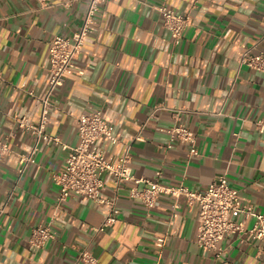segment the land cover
Wrapping results in <instances>:
<instances>
[{
  "label": "crops",
  "instance_id": "1",
  "mask_svg": "<svg viewBox=\"0 0 264 264\" xmlns=\"http://www.w3.org/2000/svg\"><path fill=\"white\" fill-rule=\"evenodd\" d=\"M0 0V264H85L83 249L102 264H264L260 241L230 235L217 258L196 242L198 207L185 197L161 194L151 214L130 195L136 184L116 187L104 177L101 195L120 210L118 221L100 230L111 205L73 195L58 203L52 175L67 151L41 142L19 177L20 156L34 145L16 118L38 122L49 89V44L81 25L87 0ZM166 4L190 17L174 44L157 9ZM264 53V0H107L76 63L83 74L67 76L50 95L46 131L62 143L79 141L78 117L101 109L118 142L98 140L106 158L126 153L137 177L203 191L226 173L254 210L264 214V72L240 66L243 52ZM182 122L196 135L191 145H170L167 129ZM137 137H139L137 139ZM142 187V185H139ZM232 218L243 220L240 213ZM253 219H248L250 227ZM41 223L56 238L43 248L28 239ZM164 239L161 247L156 245Z\"/></svg>",
  "mask_w": 264,
  "mask_h": 264
},
{
  "label": "built area",
  "instance_id": "2",
  "mask_svg": "<svg viewBox=\"0 0 264 264\" xmlns=\"http://www.w3.org/2000/svg\"><path fill=\"white\" fill-rule=\"evenodd\" d=\"M42 7H48L51 0H38ZM82 0H66V5H71ZM107 0H87L86 11L80 27L71 35L59 34L54 36L49 44L50 73L49 89L42 99L40 117L36 124L26 117L16 118L20 129L31 133L34 139L32 151L20 156L19 177L24 174L27 165L32 162L33 154L37 151L41 142L47 144L57 143L67 151L63 168L52 175L54 183L59 188L58 203L65 201L73 195L84 196L99 205L110 204L102 227L111 226L118 221L120 210L101 195L104 186V177L110 176L116 187L119 188L125 181L136 184L130 189V195L142 202L149 216L156 206L161 194L172 197H185L190 208L198 207V229L196 235L197 244L204 250L212 252L219 258L224 253L221 246L222 240L230 235H238L241 241H260V254L264 256V214L258 213L250 201L242 197L239 190L233 187L226 173L214 179L203 191H194L184 185L167 186L158 181L160 172H156L154 179L135 176L126 153L118 161L108 160L104 151L100 148L98 140L106 137L112 143L118 142L113 126L103 117L101 109H95L83 113L78 117L79 141L75 146H68L46 131L48 114L50 111L49 97L55 89L63 85L65 78L74 74H83L76 61L81 54L82 47L89 34L94 31L98 23V15ZM164 26L170 31L174 44H179L184 31L190 25V17L177 12L166 4L157 7ZM254 47L247 48L239 59L240 66H247L259 72H264V53L254 52ZM4 80L0 71V83ZM256 130L264 137V118L255 121ZM169 135L170 145L174 142L188 143L191 145L190 156H197L195 147L196 135L194 131L182 122L175 123L166 130ZM139 137H137L138 139ZM9 148L0 143V155H6ZM142 185V187H139ZM4 207H0V213ZM234 213H240L243 220L236 221L232 218ZM253 219L250 227L246 225L248 219ZM56 238L55 232L49 223H41L32 229L28 239L29 244L35 249L43 248L49 241ZM163 238L156 241L161 247ZM79 261L85 264H102L87 249H83L78 255Z\"/></svg>",
  "mask_w": 264,
  "mask_h": 264
}]
</instances>
